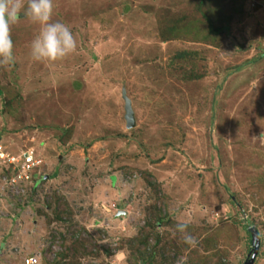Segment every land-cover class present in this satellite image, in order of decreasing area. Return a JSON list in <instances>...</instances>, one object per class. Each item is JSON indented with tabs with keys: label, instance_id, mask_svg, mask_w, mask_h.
Returning a JSON list of instances; mask_svg holds the SVG:
<instances>
[{
	"label": "rangeland",
	"instance_id": "rangeland-1",
	"mask_svg": "<svg viewBox=\"0 0 264 264\" xmlns=\"http://www.w3.org/2000/svg\"><path fill=\"white\" fill-rule=\"evenodd\" d=\"M53 5L75 51L34 61L22 10L0 66V264H244L250 227L264 264V0ZM27 149L42 163L11 192Z\"/></svg>",
	"mask_w": 264,
	"mask_h": 264
},
{
	"label": "clouds",
	"instance_id": "clouds-1",
	"mask_svg": "<svg viewBox=\"0 0 264 264\" xmlns=\"http://www.w3.org/2000/svg\"><path fill=\"white\" fill-rule=\"evenodd\" d=\"M53 9V0H27L26 6L24 0H0V66L6 67L14 62L11 25L18 21L22 10L26 18L40 25L39 33L30 43V55L34 61L54 62L75 51L77 42L71 29L64 23L50 22ZM254 138L264 142V131ZM187 228L188 224L184 222L176 225L184 243L194 247L196 238L187 233ZM177 264H184L183 258Z\"/></svg>",
	"mask_w": 264,
	"mask_h": 264
},
{
	"label": "built area",
	"instance_id": "built-area-1",
	"mask_svg": "<svg viewBox=\"0 0 264 264\" xmlns=\"http://www.w3.org/2000/svg\"><path fill=\"white\" fill-rule=\"evenodd\" d=\"M9 156H7V158ZM10 157L9 168L11 172H8L10 175L8 174L3 176V181L6 183L5 186L10 185V191L14 192V189L17 188L16 184L18 182H16V179L19 177L21 179L20 182L24 181L25 179H32L33 172L37 169V167H39V165L42 163V160L38 158L33 149L25 150L20 158L16 156ZM2 189H4V185H2ZM15 196L20 197L19 195ZM56 251L57 249L52 250L51 253H49L50 255L48 252L46 253L49 260H54L53 257L55 256ZM40 260L41 256L29 257L26 258V264H39Z\"/></svg>",
	"mask_w": 264,
	"mask_h": 264
},
{
	"label": "water",
	"instance_id": "water-1",
	"mask_svg": "<svg viewBox=\"0 0 264 264\" xmlns=\"http://www.w3.org/2000/svg\"><path fill=\"white\" fill-rule=\"evenodd\" d=\"M127 102H128L127 109H126L127 110L126 112L127 127L133 128L136 124L135 115L130 106V101H127ZM121 212L124 213L125 211H121ZM249 232L251 233V236H252V248L244 264H254L257 258L258 252L260 250V237H259L258 231L256 230L255 227H250Z\"/></svg>",
	"mask_w": 264,
	"mask_h": 264
},
{
	"label": "trees",
	"instance_id": "trees-1",
	"mask_svg": "<svg viewBox=\"0 0 264 264\" xmlns=\"http://www.w3.org/2000/svg\"><path fill=\"white\" fill-rule=\"evenodd\" d=\"M168 28V27H167ZM177 29V30H176ZM212 31H214V30H212ZM165 34H167L168 36H175L177 33H179L180 31H179V29H178V27H174V26H170L166 31H163ZM162 32V33H163ZM0 94H1V91H0ZM11 171V170H10ZM80 243V241L79 242H77V244H79ZM82 244V243H81ZM49 253H51V251H48V254ZM50 255V254H49ZM63 255V253H60L59 254V257L60 256H62ZM57 255H56V253H55V256L53 257V259L55 260ZM47 258V257H46ZM256 260H257V258H256ZM256 260H255V263H256ZM254 263V264H255Z\"/></svg>",
	"mask_w": 264,
	"mask_h": 264
}]
</instances>
